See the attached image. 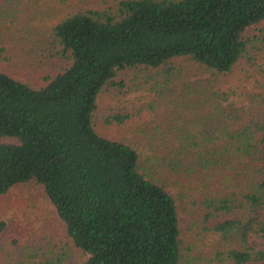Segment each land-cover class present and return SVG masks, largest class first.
I'll return each instance as SVG.
<instances>
[{"label": "trees", "instance_id": "obj_1", "mask_svg": "<svg viewBox=\"0 0 264 264\" xmlns=\"http://www.w3.org/2000/svg\"><path fill=\"white\" fill-rule=\"evenodd\" d=\"M263 20L264 0H107L49 27L69 61L40 85L0 69V193L39 184L87 254L3 238L0 264H264V95L242 122L213 78L264 43V28L245 33ZM125 68L172 97L151 156L95 127Z\"/></svg>", "mask_w": 264, "mask_h": 264}, {"label": "rangeland", "instance_id": "obj_2", "mask_svg": "<svg viewBox=\"0 0 264 264\" xmlns=\"http://www.w3.org/2000/svg\"><path fill=\"white\" fill-rule=\"evenodd\" d=\"M106 1L0 0V46H4L0 50V69L32 85H40L44 75L56 73L69 61L67 56H55L51 38L46 34L49 27L69 11L105 5ZM261 28H264V20L252 25L245 33L253 37ZM146 71L150 70H119L114 79L116 83L120 79L124 83L121 86L114 83L104 85L98 94L94 123L99 133L131 143L142 155L151 156L157 152L155 141L163 134L157 128L163 124L164 109L171 96L163 88L162 79L151 78L143 82L139 74ZM195 76L207 77L209 72L191 78ZM213 78L218 91L225 92V103L230 102L242 122L248 120L252 112L260 113V101L264 95V43L252 50L250 56L241 59L231 71L215 74ZM115 114L123 116L122 121L106 120ZM0 221L5 223L0 229V245L3 238L13 241L14 247L18 243H36L45 250L44 253L62 251L68 263L81 261L87 256L66 235L52 203L34 181L14 185L8 192L0 193ZM182 237L183 243H187L188 235L183 233ZM253 242L260 243L256 238Z\"/></svg>", "mask_w": 264, "mask_h": 264}]
</instances>
